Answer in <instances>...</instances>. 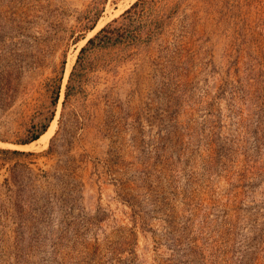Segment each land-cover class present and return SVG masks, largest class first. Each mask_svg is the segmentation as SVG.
<instances>
[{"label": "rangeland", "instance_id": "374dc122", "mask_svg": "<svg viewBox=\"0 0 264 264\" xmlns=\"http://www.w3.org/2000/svg\"><path fill=\"white\" fill-rule=\"evenodd\" d=\"M135 1L0 0V264H264V0Z\"/></svg>", "mask_w": 264, "mask_h": 264}, {"label": "trees", "instance_id": "16d2710c", "mask_svg": "<svg viewBox=\"0 0 264 264\" xmlns=\"http://www.w3.org/2000/svg\"><path fill=\"white\" fill-rule=\"evenodd\" d=\"M162 1L166 0H136L118 18L113 19L106 26L102 27L93 37L89 38L87 44L105 46L125 40L128 42L135 41L136 39L143 40V37L146 41L151 40L157 33L162 23L161 20H157V18L151 20L152 22L148 24L151 26H149L150 28L147 29L142 38H140L138 34L136 36V34L130 33L129 28L132 27L133 24L139 23L147 11L154 12L155 9L159 7L158 3ZM82 50H84V47L81 48V51ZM43 132L44 130L32 137L31 140L37 139Z\"/></svg>", "mask_w": 264, "mask_h": 264}, {"label": "bare ground", "instance_id": "6f19581e", "mask_svg": "<svg viewBox=\"0 0 264 264\" xmlns=\"http://www.w3.org/2000/svg\"><path fill=\"white\" fill-rule=\"evenodd\" d=\"M100 24H97V26L91 30L89 32V34H92L98 27H99ZM52 131V127L49 131H46L44 134H42L38 139H36L35 141H32L31 143L29 144H24V145H13V146H16L17 148H23V149H27V148H32V147H35L37 145L38 142H40L41 140H46L48 135L51 133Z\"/></svg>", "mask_w": 264, "mask_h": 264}]
</instances>
